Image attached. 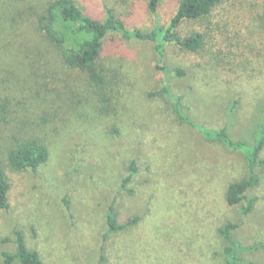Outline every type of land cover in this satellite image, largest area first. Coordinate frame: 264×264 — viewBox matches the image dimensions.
Masks as SVG:
<instances>
[{"label":"rangeland","instance_id":"rangeland-1","mask_svg":"<svg viewBox=\"0 0 264 264\" xmlns=\"http://www.w3.org/2000/svg\"><path fill=\"white\" fill-rule=\"evenodd\" d=\"M51 1L0 0V100L11 120H0V163L10 183L0 238L20 230L42 264H224L218 230L231 222L243 249L238 264H264V167L246 194L253 209L241 217L224 194L248 176L244 151L205 135L225 127L234 141L259 137L264 0H222L206 18L180 24L179 35H202L201 48L167 44L166 74L155 67L153 43L116 37L99 57L109 80L100 91L64 66L37 31ZM74 2L99 19L110 8L142 32L167 24L177 4L160 0L152 15L149 0ZM16 132L47 145L48 159L35 171H15L5 159ZM258 157L264 160V145ZM110 209L116 225L135 224L106 235ZM14 249L0 244V264Z\"/></svg>","mask_w":264,"mask_h":264},{"label":"trees","instance_id":"trees-1","mask_svg":"<svg viewBox=\"0 0 264 264\" xmlns=\"http://www.w3.org/2000/svg\"><path fill=\"white\" fill-rule=\"evenodd\" d=\"M159 1L149 0L148 10L152 15H155ZM176 2L175 11L167 24H156L151 30L142 32L137 29H128L110 8L103 7V17L99 19L84 14L74 0H52L38 17L36 28L42 34L47 45L52 48L54 54L59 56L64 66L84 73L89 84L100 91L105 89L109 80L104 77L106 71L103 66L99 65V57L104 48L109 46L107 44L111 45L116 37L123 41L153 43L158 59L155 67L163 74L167 73L164 66H161L167 44H172L187 52H196L201 48L202 35L200 33L181 36L176 30L180 24L186 21L206 18L222 0H176ZM261 21L264 29V12L261 15ZM176 74L181 75L182 72L178 70ZM161 93L170 95L166 86H162ZM176 100L179 102L180 98ZM7 104L6 100H0V120L5 123L11 122L6 117ZM176 113L180 120L188 122L187 118L182 117L179 109H176ZM257 131L259 137L254 139L250 145L232 140L225 127L205 132L211 141L221 143L230 150L244 151L248 176L230 183L224 194L227 205L239 206L241 217L246 216L253 209L255 200L247 198L246 194L258 184L256 169L264 167V160L258 157L264 145V124ZM23 135L16 132L10 136L11 143L5 148V159L9 167L15 171H35L47 161L48 148L43 140L34 137H21ZM133 165L132 162L126 181L134 171ZM9 189L10 183L0 163L1 211L8 208ZM106 219V235L122 231L136 222L134 218L123 225H116L111 209ZM237 226L236 223L227 222L218 230L224 242L222 248L224 264H238L240 261L239 255L243 249L232 236V232ZM11 235L0 238V244H13L15 248L13 253H2L3 264H42L38 252L26 246L24 235L20 230L13 229Z\"/></svg>","mask_w":264,"mask_h":264}]
</instances>
